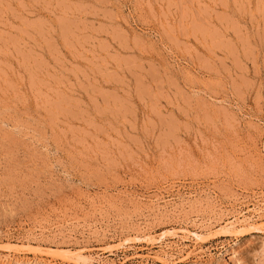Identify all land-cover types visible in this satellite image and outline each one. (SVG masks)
<instances>
[{
    "label": "rangeland",
    "instance_id": "rangeland-1",
    "mask_svg": "<svg viewBox=\"0 0 264 264\" xmlns=\"http://www.w3.org/2000/svg\"><path fill=\"white\" fill-rule=\"evenodd\" d=\"M0 264H264V0H0Z\"/></svg>",
    "mask_w": 264,
    "mask_h": 264
}]
</instances>
